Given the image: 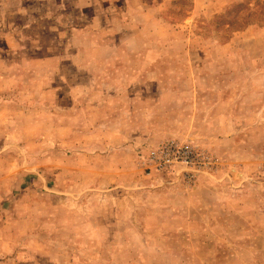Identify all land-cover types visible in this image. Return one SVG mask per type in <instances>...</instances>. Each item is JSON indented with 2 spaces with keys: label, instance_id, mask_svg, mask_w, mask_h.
<instances>
[{
  "label": "rangeland",
  "instance_id": "rangeland-1",
  "mask_svg": "<svg viewBox=\"0 0 264 264\" xmlns=\"http://www.w3.org/2000/svg\"><path fill=\"white\" fill-rule=\"evenodd\" d=\"M0 264H264V0H0Z\"/></svg>",
  "mask_w": 264,
  "mask_h": 264
}]
</instances>
